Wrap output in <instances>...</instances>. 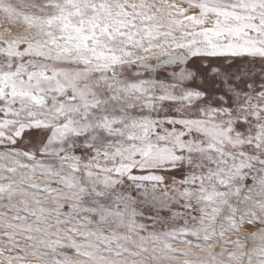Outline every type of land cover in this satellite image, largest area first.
Masks as SVG:
<instances>
[{
    "label": "snow or ice",
    "instance_id": "6c2138e0",
    "mask_svg": "<svg viewBox=\"0 0 264 264\" xmlns=\"http://www.w3.org/2000/svg\"><path fill=\"white\" fill-rule=\"evenodd\" d=\"M0 264H264V0H0Z\"/></svg>",
    "mask_w": 264,
    "mask_h": 264
}]
</instances>
